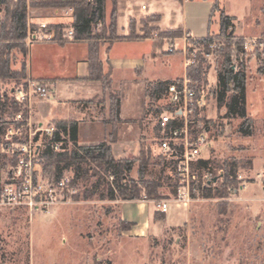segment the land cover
I'll use <instances>...</instances> for the list:
<instances>
[{"label":"rangeland","instance_id":"rangeland-1","mask_svg":"<svg viewBox=\"0 0 264 264\" xmlns=\"http://www.w3.org/2000/svg\"><path fill=\"white\" fill-rule=\"evenodd\" d=\"M36 1L27 0V16L31 21L38 15L50 13L67 20L69 6L54 7L56 9L48 12L45 7H33ZM216 2V13L212 16L214 22L209 21L212 12L205 0L188 2L183 7V13L195 33L200 35L208 29L213 30L208 35L215 38L218 48H221L220 54L213 61H208L211 63L206 75L209 87L216 86L218 61L224 53L231 56L243 54L242 65L247 76V110L254 122L253 134L242 136L237 131L241 118H225L226 109H217L215 97L210 99L208 108V114L214 120L211 123L213 147L209 166L217 185H220L225 163L236 160L239 182L232 187L236 188V192L227 189L224 197L200 196L189 205L171 202L165 221L152 202L138 201L146 193L145 190L135 200H124L119 196L100 199L97 194L84 199L83 184H71L63 191L57 190L56 194L61 195L62 199L48 210L0 207V264H264V32L262 28L254 34L247 31L255 26L256 21L263 22V0ZM221 9L235 16L237 25L231 38L228 33L222 34L216 30ZM139 18L131 22V35L139 34L143 21L146 31L140 36L154 40L157 51L161 46L165 49L161 53L163 55L155 60L146 58L145 70L149 77L173 78L183 75L182 42L174 41L175 36H166V30L157 28V15ZM49 20L45 18L41 22L53 24L48 23ZM110 20L111 15L106 18L108 27ZM64 24L67 26L68 23ZM243 31H246L245 35L240 34ZM94 32L109 36V29L105 31L103 27L94 29ZM115 32L118 35L117 17ZM48 33L58 42H71L63 37H54L52 31ZM245 40L249 41L248 49L244 47ZM172 41L176 42L178 51L169 53L166 47ZM144 47L138 46L136 50ZM241 48L244 49L243 53ZM24 61L25 56L18 49H13L12 70L21 72ZM125 62L126 58L122 59L121 63ZM131 77L125 72L124 76H114L112 82V91L117 93L123 107L122 121L113 143H110L112 153L115 159H137L142 150L150 149L151 162L146 167V178L162 181L161 191L168 197L172 193L167 178L173 174V169L170 166L163 169L162 164L156 162L160 150L156 143L155 125L157 110L164 100L151 98L147 93L149 82H139L146 81L145 78L136 81ZM27 79L29 77L25 75L17 77V81L0 80V94H6L10 99L11 89ZM98 99L106 101L105 107L102 105L103 115L89 125L85 124V119L79 118V144L112 140V122L106 105L110 102L109 92H104V98ZM46 100L38 98L35 102ZM43 104L45 110L50 111L44 122L34 120L41 127L55 124V121H50L53 117H64L68 113L67 101ZM39 105L42 103H37V107ZM12 113L13 109L7 108L3 118L12 117ZM39 142L42 144L43 140ZM65 146L71 149L73 144L66 140ZM40 156L39 179L45 184L43 190L54 189V167L42 153ZM0 160L5 165L13 161L8 157ZM138 165L136 161L131 177L137 176ZM65 173L69 176L73 174L72 170ZM186 213V221L180 222ZM133 221L137 222L133 234L142 232L145 236L130 233L135 223Z\"/></svg>","mask_w":264,"mask_h":264},{"label":"trees","instance_id":"trees-1","mask_svg":"<svg viewBox=\"0 0 264 264\" xmlns=\"http://www.w3.org/2000/svg\"><path fill=\"white\" fill-rule=\"evenodd\" d=\"M119 0H111L112 12L109 27L106 26V0H38L33 2V7H62L69 6L73 8L74 20L72 29L75 39H96L105 37V34L94 32V28L102 25L104 30L109 29V37L116 38V17L117 4ZM217 7V2L214 9ZM264 21V0L261 7ZM235 16L220 12L219 25L220 33L233 34L235 30ZM63 24L47 25L41 29L31 25L33 34L42 31L53 32L54 37L61 39L63 37ZM157 29V28H155ZM231 30V31H229ZM27 0H0V80L15 79L26 75L25 61L22 64V71L16 72L11 68V52L18 49L25 57L27 54ZM180 29H168L164 33L166 36H181ZM207 35L203 39H207ZM88 62L90 74L88 79L98 80L103 86L104 92L110 94L109 114L112 122V131L110 142L102 141L95 144H79V121L78 120H57L55 124L62 128L68 138L62 139L61 150L53 151L49 146L42 152V156L53 165V177L59 179L67 170H72L71 184L81 182L84 186L83 198L89 199L97 194L100 199H115L117 196L124 200H135L140 197L143 190L150 198L167 197L161 191L162 181L146 178L145 172L150 161V149L142 150L137 159L120 158L115 159L112 153L110 143L118 130L121 123L120 98L115 91H112V78L110 73H105L102 62L99 58V47L97 41L90 44ZM210 64H204L200 61L198 65L191 66L188 69V75L193 79L201 80L203 73H207ZM219 71L217 73V83L212 92L216 100L217 109L225 107L224 117L232 119L239 117L241 122L237 131L242 136H251L254 132V122L247 110V76L244 68L235 71L232 67L230 54L224 53L223 58L218 61ZM173 80H159L149 82L147 93L152 99H159L166 94L167 86ZM11 97V96H9ZM11 107L13 111H18L19 107L15 100L10 99L6 94H0V141L1 135L8 126V122L3 118L7 108ZM213 123V119L210 120ZM159 126L155 125L156 136L158 135ZM55 139H61L59 134H55ZM66 140L73 144L71 149L65 146ZM138 161V174L131 177L135 162ZM157 163L173 167L174 160L167 159L162 154L156 160ZM209 159H201L199 167L210 169ZM173 169V168H172ZM172 171V170H171ZM222 182L215 187L205 188L204 197H224L228 187H236L238 184V162L232 160L224 165ZM174 173L168 176V186L170 194L175 192L176 184L174 182ZM113 177V180H110ZM163 217L165 213H160Z\"/></svg>","mask_w":264,"mask_h":264},{"label":"built area","instance_id":"built-area-1","mask_svg":"<svg viewBox=\"0 0 264 264\" xmlns=\"http://www.w3.org/2000/svg\"><path fill=\"white\" fill-rule=\"evenodd\" d=\"M31 25L32 21L27 16V46L35 41L53 40L50 33L40 31L33 34ZM39 27L40 30L45 29L47 24L41 23ZM227 35L233 37L229 32ZM63 38L75 41L73 29L64 30ZM176 40L182 42L180 49L184 56V73L182 77L170 82L166 94L159 98L164 102L157 110L156 122L159 126L156 136L159 153L174 160L172 168L176 188L168 197L149 198L144 193L138 199L140 202H152L156 211L165 214L169 212L171 202L189 205L196 198L204 197L202 191L205 188L217 186L212 170L199 167L201 159H209L213 147L210 121L212 118L208 114L210 99L214 97L213 88L208 86L207 73H203L201 80L193 79L188 75V69L198 65L200 61L211 65L208 61H213L216 55L220 54L221 48H218L213 37L203 39L188 32L174 38V41ZM248 45L249 41L245 40V49H248ZM166 50L169 53L178 51L176 42H170ZM243 52L244 49L241 48V53ZM235 56L230 54L232 67L239 71L243 67V54ZM51 89L50 82L29 77L25 83L13 87L10 91L19 110L13 111L12 117L5 118L8 126L1 135L0 158L8 157L13 161L5 165L0 160V207H26L30 211L38 208L48 210L62 199L61 195L56 194L57 190L63 191L71 185L72 175L67 173L52 182L54 189L43 190L45 184L39 179L41 153L47 146L53 151H60L62 139L68 138L64 130L56 124L41 127L33 119L34 102L38 98L49 99ZM56 133L61 139H55ZM40 140H43L42 144ZM110 180H113V177H110ZM228 189L230 192H236V188Z\"/></svg>","mask_w":264,"mask_h":264},{"label":"crops","instance_id":"crops-1","mask_svg":"<svg viewBox=\"0 0 264 264\" xmlns=\"http://www.w3.org/2000/svg\"><path fill=\"white\" fill-rule=\"evenodd\" d=\"M191 1L192 0H119L117 4L118 35L116 34L118 37L116 38H110L109 36L106 37L105 34V37L96 39H77L72 42L44 40L35 41L30 44L25 57L26 76L36 80L48 81L52 84L49 99L46 101L34 102V120L37 122H44L50 110H45L43 103L50 101H67L69 103V105H66L68 106V113L64 117H53L50 121L78 120L80 124L79 118H82L85 119V124L89 125L91 122H94L95 120L99 119L101 115H103L102 105L105 107L104 105L106 101H100L98 99L102 97L104 98L103 86L98 80L88 79L90 74L88 62L89 47L94 41H97L99 47V58L102 62L103 70L105 73H110L113 83L114 76H117L118 74L119 76H124L125 72L129 73L132 76L131 78L136 81L140 80L142 77L146 79V81L140 80V83L155 82L167 79L175 80L182 77V75L173 78H162L155 76L149 77V73H146L145 70L146 58H152L155 60L163 55L161 53H164L165 49H162L163 46L160 45L161 49H159L160 51H157V44L154 40L147 36H140L146 31L143 21H141L142 29L140 30L139 34H137V36L131 35V22L132 20L137 19V17L141 18L144 16L150 17L157 15V18H155L157 28L162 30H168L172 28L180 29L182 32L181 34L188 32L194 37L203 38L210 34L213 30L211 31L208 29L205 34L200 35L193 31V28L188 24L183 13L184 5ZM205 1L207 2L209 10L212 12L209 21L214 22L215 20L212 19V16H215L216 13V8L214 9L216 0ZM143 6H145V8ZM45 9V11L50 12L52 9L56 8L45 7ZM67 9L68 16L66 21L63 17L56 16L52 13L49 15L42 14L41 16H45V18L50 19L48 23L63 25H65L64 23H68L64 28V30H66L72 27V22L74 20L73 8L67 7ZM221 11L222 9L220 12ZM111 12L112 2L111 0H106V18L110 17ZM41 16L38 15L32 19V23L35 26L39 27L40 24L43 23L41 21L45 18H42ZM219 17L216 23V30H220ZM236 25L237 24L235 22V27ZM101 26L102 25H99L97 30ZM261 28L264 32V21H256L255 26L247 31H250V34H254ZM94 29H96V27ZM240 34L245 35L246 31H243ZM141 45L146 47L137 51L136 47ZM124 58H126V62L121 63L122 59ZM37 103H42V105L37 107ZM106 105L108 107L109 113V102ZM120 109L122 118V103H120ZM85 111H87V114ZM186 218L187 213L180 222L186 221ZM164 220H167V213L164 215ZM133 222L135 223L130 230V233L133 236H145L146 234H143L142 232L139 234H133L135 225L137 224L136 221Z\"/></svg>","mask_w":264,"mask_h":264}]
</instances>
